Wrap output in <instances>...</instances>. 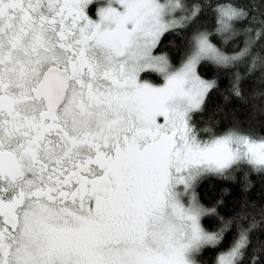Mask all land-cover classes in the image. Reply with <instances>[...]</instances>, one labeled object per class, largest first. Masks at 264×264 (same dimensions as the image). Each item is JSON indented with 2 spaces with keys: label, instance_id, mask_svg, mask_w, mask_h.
<instances>
[{
  "label": "snow or ice",
  "instance_id": "6c2138e0",
  "mask_svg": "<svg viewBox=\"0 0 264 264\" xmlns=\"http://www.w3.org/2000/svg\"><path fill=\"white\" fill-rule=\"evenodd\" d=\"M0 264H264V0H0Z\"/></svg>",
  "mask_w": 264,
  "mask_h": 264
}]
</instances>
